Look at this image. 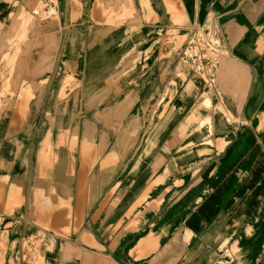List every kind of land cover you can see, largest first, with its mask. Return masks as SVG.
I'll list each match as a JSON object with an SVG mask.
<instances>
[{
  "label": "crops",
  "instance_id": "obj_1",
  "mask_svg": "<svg viewBox=\"0 0 264 264\" xmlns=\"http://www.w3.org/2000/svg\"><path fill=\"white\" fill-rule=\"evenodd\" d=\"M57 2L69 5V26L66 34L55 36L68 38L53 64L52 74L63 63L55 75L59 80H52L50 106L41 109L47 111L45 116L60 114L54 99L67 77L69 101L64 111L69 122L48 125L37 157L43 156L41 147H50L56 125L58 139L76 143L78 149L60 152L51 162L42 158L50 172L59 162L56 181L20 182L0 175V214L21 203L40 229L76 228L79 213L86 220L84 215L99 210L97 199L102 201L113 189L121 201L125 194L134 197L132 202L140 201L141 196L171 190L175 180L187 184L189 170L196 168L204 198L193 210L188 228L194 237L204 229L207 252L202 260L221 253L213 251L218 248L230 250L238 264L239 256L243 264H253L264 253V240H258L264 238V0H79L84 25L71 23L74 0ZM111 2L127 5L119 18L122 22L101 24L95 18L98 7L106 13ZM49 12L45 16L49 21L60 18L56 11ZM199 21L208 27H200ZM178 30L193 37L180 45L183 57L200 47L201 31L202 36L219 32L228 55L248 73L243 113L218 88L221 64L213 50H208L213 59L204 76L195 67L173 64ZM42 49L36 51L41 64L47 56ZM37 78L42 77L27 79L26 87ZM40 80L47 84L46 77ZM31 113L29 106L14 117L21 143L32 133L25 123ZM204 122L211 123L212 134L201 128ZM9 143L8 139L5 147ZM246 244L249 252L242 250Z\"/></svg>",
  "mask_w": 264,
  "mask_h": 264
},
{
  "label": "rangeland",
  "instance_id": "obj_2",
  "mask_svg": "<svg viewBox=\"0 0 264 264\" xmlns=\"http://www.w3.org/2000/svg\"><path fill=\"white\" fill-rule=\"evenodd\" d=\"M46 1L48 3L44 5L36 3L35 6H32L35 3L32 0H28V2L23 0L22 3L21 0H0V36L6 37L8 44L7 47L0 46V175L12 177L20 182L29 178H32L34 182H42L45 179L56 181L55 177L58 174L55 169L59 162L51 166L52 171L50 172V166L41 164L42 158L37 157L38 146L46 134L45 130L48 125L60 121L67 124L69 120L67 112L64 111V108L68 107L69 101L66 94L69 87L68 79L65 76V84L61 83L59 86L57 83L56 85L57 88L60 87V92L58 93V89H56L54 99L56 106H60V114L58 115L56 112L55 117L45 116L44 113L47 111L43 112L41 109V107L50 106L52 80H59L55 75L63 63L55 68L54 74L51 73L53 64L55 60L57 62L59 47L62 49L60 44L66 45L68 36L61 37L59 43L57 40L52 42L51 39L61 32L62 35L66 34L69 26L67 19L69 5L57 2V0ZM47 8L56 11L60 18L51 19V21L44 19L43 17L47 14V11L44 14V10ZM71 23L72 25L79 24L73 20ZM197 24L202 28L208 27L201 21ZM40 30L48 33L47 36H43V39H39ZM179 30L176 31L177 37L173 40L175 44L173 45V54H176L173 64L177 65L181 62L180 67L185 65L195 67V71L204 76L207 70L210 71V66H206V64L211 63L213 59L212 51H208L209 49L219 55L220 64L222 63L227 47L213 38L218 33L202 36V31H199L200 47H197L195 52H191L190 49L186 52V57H183L184 53L180 51V45L193 37L186 34L181 35L182 32ZM12 37L15 39L12 41L13 44H10L9 41ZM81 42L79 41V43ZM37 48H43L42 50L48 56L41 73L43 80L46 77L47 81V76H49V80L47 84H43V81L40 80L42 78H37V82L26 87L25 67L27 63L25 60L30 59L36 53ZM8 58L11 59V63L8 62ZM23 62L24 65H22ZM256 70L261 73L260 69ZM11 84H15V87L12 88ZM28 87H32L31 89L36 93L32 100L29 99L26 106H32L33 109V113L27 115V121H25L32 133L29 131L28 134H25L21 143L20 126L15 122L14 117L18 118L16 111L19 105L22 106L19 104L21 90L24 92ZM70 103H73V100ZM205 105L211 106L208 101ZM239 112L243 113V110L239 109ZM246 113L248 115L249 112L246 111ZM230 117L238 124L232 113ZM78 119L80 120V116ZM8 127L12 130L4 132V129ZM57 128L58 125L53 130L50 147H47L53 160L60 152L78 149V144L71 143L70 145L68 140L62 141V137L58 139ZM201 128L210 130L211 123L204 122L201 124ZM199 131L201 133L202 129ZM210 132L212 134L211 130ZM231 137L233 138V135ZM8 139L11 143L5 147ZM206 144H208L207 141ZM211 144L209 142V145ZM29 173L30 175H28ZM44 173L49 174L44 175ZM197 174L198 171L189 174L187 184L185 180L178 181V183L173 182L171 190L161 189L158 195L141 196L140 201L132 202L134 197L129 194L123 195V201H121L116 194L117 190L113 189L106 194L102 201L100 198L97 199L99 210H92L84 215L86 220H82L81 226L77 229L75 226L59 231L51 228L40 229L32 222L25 207L21 203L16 204L10 212L0 214V264H85L89 253L106 257L105 262L97 264H186L179 260L181 255L177 257L175 253L176 250L184 245L192 244L193 241L197 242L201 250L197 251L194 257L190 256L189 261L191 264L203 263L206 260H202L203 255L207 252V243H203L202 238L204 229H200L197 237H194L188 228L194 207L200 205L204 198L203 192L199 188L201 185ZM158 182L156 181L154 184L163 187V182ZM152 191L155 192L153 189ZM115 203H118V206L112 211L111 208L115 207ZM178 208H181V212L176 221L171 223L169 221L170 213ZM145 236L154 238L155 243L157 241V248L149 255L142 254L139 248L141 240ZM75 247L81 251V254L73 250ZM177 259L179 261L175 262ZM214 264H238V262L235 257L229 255L226 258H216Z\"/></svg>",
  "mask_w": 264,
  "mask_h": 264
},
{
  "label": "bare ground",
  "instance_id": "obj_3",
  "mask_svg": "<svg viewBox=\"0 0 264 264\" xmlns=\"http://www.w3.org/2000/svg\"><path fill=\"white\" fill-rule=\"evenodd\" d=\"M33 2H35L32 6H35L36 3H38L39 5H43L40 4V0H32ZM73 10H74V14H73V21L77 22L81 25H84L85 23H81L84 22L83 19H80V17H82L80 11H81V7L79 4V0H74L73 3ZM127 5L123 4L122 2H111L108 6V10L106 13L103 12L102 10V6L99 5L98 7V11H97V15H95V18L97 20H99L98 22H100L101 24H105V23H109V24H115V23H121L122 20L119 19L121 18L123 15H125L124 11L126 9ZM45 11H47V14H45ZM49 9L47 8V10H44V14L45 15H51L50 12H48ZM101 12H103L105 15H102ZM102 17V18H101ZM44 19H47L45 16L43 17ZM1 23V22H0ZM79 24H73V25H79ZM22 32V29H21ZM216 33H218V35L215 38L217 41H219V43L223 44V41L219 35V32L216 30ZM47 36V33H44L43 30L39 31V36ZM214 35V34H213ZM212 38V39H213ZM15 38L12 37L10 38L11 41H9L10 44H13V40ZM61 39V36L59 35V37H55L53 39H51L52 42H56L59 43V40ZM58 45V44H57ZM0 46H4L7 47L8 44L6 43V37H2L0 36ZM48 59V56H44L43 57V64L46 63ZM8 62L11 63V59L8 58ZM25 63H27L26 65V70L28 72V74H26V79L34 77L36 75H40V77L43 76L42 72V68H43V64H41L39 62V58L37 56V54L35 53L33 56L30 57V59L25 60ZM22 65H24V62L22 63ZM51 69V68H50ZM248 73L247 71L242 67L239 66L235 60V58L230 57L228 55V51L226 49L224 56L222 58V63H221V69L218 73V88L220 90V92L223 95L226 96H230L234 99V101H236L238 103V107L239 109L242 108L243 103L245 102V96L248 90V86H249V79H248ZM11 87L14 88L15 84H11ZM32 87H28L27 89H25L24 93H23V98H21V101L19 102V104H21L22 106L19 105L17 111H16V117L20 116L21 113H23V111L25 112L27 109V104L29 102V99L32 100V98L34 97L35 93L34 91L31 89ZM76 102H78V99H75ZM21 109V110H20ZM69 122V121H68ZM60 124H62L63 122H59ZM58 123V124H59ZM225 142H222V145H224ZM222 148V146L220 147ZM219 151H222V149H219ZM43 154V156H42ZM40 156H42V158L44 157L45 162H51L52 160V155L50 154L49 148H47V146L41 147ZM196 171V168L189 170L188 173L194 174ZM85 177L86 175H84L83 179H81V182L84 183L85 182ZM176 183H178L177 180H175ZM195 209V207H194ZM193 209V210H194ZM181 212V208H178L176 210H174L172 213H170V218L169 221L172 223L174 221H176V219L178 218L179 213ZM79 220L77 222V226L76 229L78 227L81 226V222H82V213H79ZM166 221V219H165ZM85 234V232H84ZM83 234V235H84ZM259 241L264 240V238H259ZM89 244V243H88ZM193 245V246H192ZM264 246V244H263ZM70 247V246H69ZM140 250L142 254H150L151 251L155 250L157 248V241L155 243L154 238L149 237V236H145L142 238L141 243H140ZM250 248V244H246L242 247V250L245 252H249ZM74 251H76L78 254H81V251L75 247V249L73 248ZM201 250V248L198 246V244H195L192 242V244L188 245V246H182L179 250H176V255L177 257L180 258L179 260H182L184 263L186 264H191L189 261L190 256H195V254L197 253V251ZM209 251H212V248L209 247L208 248ZM226 251H220V249L215 248L213 251L214 252H221V253H215L214 255L210 256L208 259H206L203 263L200 264H214L215 259L218 257H223L226 258L229 255L231 257H233L232 252L230 250L225 249ZM242 253V251H241ZM263 256L264 253L262 255V257H259L258 259H256V261L254 262V264H262L263 262ZM185 257H186V262H185ZM106 257L104 255H99V254H95V253H89V257L86 261L85 264H97L100 262H105ZM178 259L175 260V262L179 261ZM241 264H243V257L239 256V259Z\"/></svg>",
  "mask_w": 264,
  "mask_h": 264
}]
</instances>
